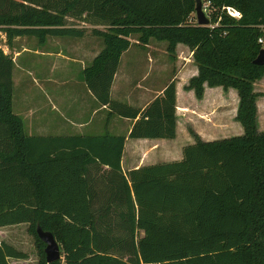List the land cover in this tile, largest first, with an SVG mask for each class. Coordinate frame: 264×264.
<instances>
[{"label": "trees", "instance_id": "obj_1", "mask_svg": "<svg viewBox=\"0 0 264 264\" xmlns=\"http://www.w3.org/2000/svg\"><path fill=\"white\" fill-rule=\"evenodd\" d=\"M203 1L213 12L209 26L197 25L196 0H0L8 49L18 37L82 39L88 31L78 22L103 28L90 31L103 48L83 80L100 105L138 117L130 139L176 136L174 80L142 112L110 100L132 36L141 47L165 42L170 55L178 44L188 47L198 75L186 90L197 99L204 85L235 90L243 128L213 141L191 132L195 142L180 161L124 172L125 137L24 132L12 110L13 59L0 47V228L28 225L35 264H48L37 227L59 244L63 263L50 264H264V132L254 91L264 66L253 64L264 39V0ZM15 260L29 256L0 242V264Z\"/></svg>", "mask_w": 264, "mask_h": 264}, {"label": "crops", "instance_id": "obj_2", "mask_svg": "<svg viewBox=\"0 0 264 264\" xmlns=\"http://www.w3.org/2000/svg\"><path fill=\"white\" fill-rule=\"evenodd\" d=\"M21 38H15L13 43H20L23 40ZM59 38L61 37H48L42 43L48 49L33 51L35 56L41 57L43 61L46 58L48 62L40 63L44 65V70L39 64L37 65V68L43 72L37 70V76L33 78L32 83L20 79L18 77L20 74L17 75L14 83L12 82V110L15 115L21 117L24 132L28 136L72 137L108 134L125 137L121 166L124 172H129L144 166L180 161L183 158L184 147L195 142L191 132L203 141L218 140L212 137L207 138L214 133L225 135L219 139L243 134V128L241 129V125L235 122L239 104L235 90L225 91L222 87L210 88L204 85L201 99H197L192 90H186L189 81L198 75L193 52L188 47L178 44L175 53L170 55L166 51L165 42L151 40L149 44L136 49L134 46L137 45V37L132 36L129 49L120 57L110 88V100L142 112L157 97L162 96L165 87L174 80L176 136L174 139H130L128 135L138 117L131 119L120 116L110 111L109 106L100 105L83 80L84 69L92 63L101 50L92 52L83 47V44L80 47H74L75 50L79 48L78 51L71 50L74 44L62 42ZM84 38L79 39L80 42ZM13 43L14 68L22 73L26 64L20 66L19 58L30 51L26 45H21L18 49ZM126 57H129V60ZM138 60L142 63V67L147 63V71L139 68L136 64ZM122 63L128 67L130 64L137 67L140 71L139 76L129 77L125 72L127 67L123 68ZM149 72L153 73L151 80ZM18 89H23L21 95ZM254 91L260 94L256 102L259 119L260 113L264 110V76L254 84ZM228 102H231V107L226 106ZM214 105L217 106L216 109H213ZM123 109L122 111H125ZM212 110H215V118L211 123L205 122L204 117ZM229 112H231L230 120L233 121L225 124L226 115ZM258 122L260 128V120ZM209 126L213 127L211 131L204 130ZM231 129L236 135H229L232 133ZM18 227L20 231L17 230ZM27 228L26 224L0 228V242L4 241L20 249L19 242L27 240V234L23 235V231L27 232ZM31 247V251L28 252L34 253L33 244ZM28 252L25 253L28 254ZM28 256V261L15 260L11 261V264H35L33 255L28 254ZM60 259L63 263L62 255Z\"/></svg>", "mask_w": 264, "mask_h": 264}, {"label": "rangeland", "instance_id": "obj_3", "mask_svg": "<svg viewBox=\"0 0 264 264\" xmlns=\"http://www.w3.org/2000/svg\"><path fill=\"white\" fill-rule=\"evenodd\" d=\"M204 3H206V1H203L202 2L203 5H204ZM204 12H205L207 18L210 20L211 17H212V14H213L212 10L211 11L210 10H206V11L204 10ZM193 15L195 17V14H193ZM195 19H196V17H195ZM76 25H77V27H84L85 30L88 31L87 36H85V38L83 39L82 42H80L79 39L69 38V37H61L59 39H61L62 42H67V43L74 44V46H73V48H71V50H75L74 47H80L82 44H83L82 45L83 47H85L87 50L90 49L92 52L102 50V48H103V41L100 38L93 37V36L90 35V31L93 28H97V29H101L102 30L103 29L102 27H100V26H92L89 23H85V25H83L80 22H78ZM21 39H23V40L20 41V43H13L14 44V47H16V48L19 49V46L26 45V46H28L30 52L24 53L19 58V61H18V63L20 64V66L22 64H26L24 66V72L19 73L14 68V66H13L12 82L14 83V81L16 80L17 75L20 74V76H18L20 79H23L25 82L32 83L33 78H35L37 76V70L39 72H43L42 70H40V68H37V65L39 64V66H41V69L44 70V65H40V63L41 62H45L47 64V62H48L46 58H45V61H43V59L41 57L35 56L33 54V51L35 49L45 50V49H48V48H45L44 45L42 43H39V41L37 39H35V38H31V37H25L24 38V37H22ZM164 44H166V43H164ZM0 47L4 51L5 54H8V55L12 56V54L14 52V50H13L14 48L8 49L7 46H5V39H4L3 36H0ZM134 47L136 49H138L139 48V45H136ZM157 48H158V46H157ZM78 50H79V48L77 50H75V51H78ZM144 57H145V55H144ZM126 58H127V60H129V57H126ZM136 64L139 66V68H143L144 69L142 71H147V65H146L147 63H145V66L142 67L143 66L142 63L139 62V60H138L136 62ZM125 66H126L125 63H122V67L124 68ZM126 67L127 68H125V70H126L125 72L128 74L129 77L135 78V77L139 76L140 71H138L137 70V67H135L133 64H130L129 67L128 66H126ZM149 74L151 75V77H150V80H151L152 79V76H153V73L149 72ZM167 74H171V73L170 72H167ZM155 75H156V73L154 72V76ZM259 89H260V87H259ZM19 91H20V95H21L23 89L22 90L21 89H18V92ZM12 92H13V89H12ZM14 96L15 97L17 96L16 91H15ZM123 97H126V96H123ZM214 100H215V96H214ZM211 102H213V101H211ZM226 106L227 107H231V102H228V104ZM216 108H217V106L214 105V108L213 109H216ZM226 116H227V118L225 119V124H227L228 122L231 123L233 121V120H230V117H229V116H231V112H229ZM220 117L222 118L221 115H220ZM204 118L206 120L205 122H210L211 123L212 122V119L215 118V110L209 111V113ZM258 120H260V123H261V126L259 128V122H258V130L260 129V131H264V110H262V112L260 113V118ZM235 122H236V120H235ZM212 128L213 127L209 126L208 128L207 127L204 128V130H210L211 131ZM240 128L242 129L241 126H240ZM230 132H232V129H231ZM233 133L234 132L230 133L229 135H231ZM233 135H236V134H233ZM223 136H225V135H223V133H214V134L208 135L207 138H211L212 137V138H216V139L220 140L219 138H222ZM19 229L20 228L18 227L17 230H19ZM24 234H27V240L26 241L23 240V242H19V247H20V250L25 251V252H28V251H31V248H32L31 246H32L34 240L32 239V237H30L28 235V233L26 232V230L23 231V235ZM141 235H142V232H141ZM33 251H34V253L28 252V254L33 255V258H34L33 259V262H36V260H37L36 253H37V251L34 248V244H33Z\"/></svg>", "mask_w": 264, "mask_h": 264}, {"label": "water", "instance_id": "obj_4", "mask_svg": "<svg viewBox=\"0 0 264 264\" xmlns=\"http://www.w3.org/2000/svg\"><path fill=\"white\" fill-rule=\"evenodd\" d=\"M195 17L198 26H209L210 21L203 11L201 0H196L195 3ZM253 64L256 66H264V46L258 52L256 58L253 60ZM38 238L44 242V253L48 264L58 261L60 259V247L56 242L54 236L50 232L43 231L40 227L36 228Z\"/></svg>", "mask_w": 264, "mask_h": 264}, {"label": "built area", "instance_id": "obj_5", "mask_svg": "<svg viewBox=\"0 0 264 264\" xmlns=\"http://www.w3.org/2000/svg\"><path fill=\"white\" fill-rule=\"evenodd\" d=\"M210 2H206V3H204V5L202 4V7H203V9L206 11V10H210ZM203 10V11H204ZM225 11H226V13H227V15L228 16H230V17H232V18H234V19H240L241 18V13L239 12V11H237V10H234V9H232V8H225ZM205 13V12H204ZM258 42L260 43V44H262V47L264 46V39H262V38H260L259 40H258Z\"/></svg>", "mask_w": 264, "mask_h": 264}]
</instances>
